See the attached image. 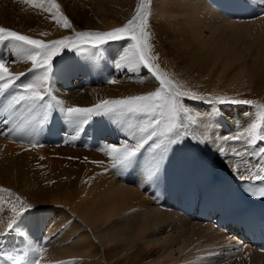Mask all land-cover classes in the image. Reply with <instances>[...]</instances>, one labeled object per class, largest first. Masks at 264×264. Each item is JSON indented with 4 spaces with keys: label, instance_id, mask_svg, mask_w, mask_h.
Segmentation results:
<instances>
[{
    "label": "bare ground",
    "instance_id": "bare-ground-1",
    "mask_svg": "<svg viewBox=\"0 0 264 264\" xmlns=\"http://www.w3.org/2000/svg\"><path fill=\"white\" fill-rule=\"evenodd\" d=\"M92 1L97 10L115 18L106 20L103 30L115 28L119 16L124 14L120 11L123 6L115 9L112 0ZM152 1L158 2L152 6ZM55 2L60 5V12L66 11L64 2ZM49 3L8 1L3 9V0H0V26L44 41L60 39L66 36L68 29L50 19L57 13L56 9L47 11L52 6ZM83 5L87 6L86 2ZM253 6L257 4L250 5L243 0H151L153 12L166 14L160 27L166 31V42L173 50L172 54L162 49L164 43L161 40L158 44L160 40L149 29L152 45L149 55L155 57L152 63L179 90L206 97L203 101L182 97L181 101L193 109L190 115L205 114L196 117L195 125L185 121L188 135L210 139L207 144H197L194 139L181 136L182 142L173 146L161 172L150 181L141 182L148 146L132 165L123 168H114L113 158L107 154L111 146L121 147L126 139L134 143L132 134L135 132L138 137V127L149 117L96 116L81 125L65 120L56 101L49 96L45 103H51L53 109L40 124L43 108L29 112V106L22 104L8 109L9 101L0 97V117L9 121L7 127L0 123V189H8L11 193L0 191V231L7 230L14 216L13 208L19 211L22 205H30L16 231L0 241L1 250L39 246L42 252L35 257L39 264H138V251L167 233L169 237L163 241L169 242L170 247L182 243V248H198L202 252L211 245L230 246L216 248L219 255L215 259L195 257L198 259L189 263L185 262L189 258H183L185 261L180 264H219L225 260H230L227 264H237L233 260L237 256L243 259L241 264H264V253L249 243H241L237 233L227 234L222 227L193 221L181 212L187 187H193L199 196L203 188L211 187V179H217L215 188H223L232 178L246 176L251 179L252 173L264 175L251 172L249 168L243 170L245 167L238 169V166L250 165L249 161L234 162V159L221 157L220 152H213L225 146L220 138L226 133L229 137H240V141L227 143V152L243 148L250 139L246 133L252 123L259 124L258 135H264V108L258 105L264 100V18L247 20L255 10ZM86 10L82 8V13L76 17L82 26H89ZM73 11L74 7L69 6L66 12ZM128 17L123 16L122 22ZM70 36L76 39L75 33ZM129 42L123 39L115 45L107 43L99 54L72 48L61 51L53 60V95L71 107L91 106L102 99L155 90L158 84L154 75L143 65L135 72L117 66L122 64L119 57ZM84 55L95 62H82ZM0 58L9 62L12 72L25 73L18 85L32 81L39 74L29 71L32 62L19 57L8 42L0 43ZM111 80L116 83H110ZM77 83L79 86H75ZM20 90L23 91L22 87ZM217 96L251 100L253 104L215 101L210 104L209 99ZM239 105L246 106L243 108L246 111L240 110ZM63 136L68 137L65 143H71V148L64 149L58 140ZM76 138L84 140L85 148L74 147ZM262 147L264 141L254 145L251 151ZM39 206L52 208L44 210ZM50 213L55 216L56 228L62 225L63 229L58 238L55 235L49 242V234L44 237L43 229ZM232 243H235L234 248Z\"/></svg>",
    "mask_w": 264,
    "mask_h": 264
},
{
    "label": "snow or ice",
    "instance_id": "snow-or-ice-1",
    "mask_svg": "<svg viewBox=\"0 0 264 264\" xmlns=\"http://www.w3.org/2000/svg\"><path fill=\"white\" fill-rule=\"evenodd\" d=\"M31 3V0H27ZM151 0H140V4L135 9V15L128 19L120 27L112 28L108 31L99 30H83L75 32V40L71 36H63L60 39L44 41L36 39L29 35L21 34L15 30L0 26V43L8 42L10 48L16 50V54L25 60L32 62L30 72L39 73L34 79L28 83L18 85V81L25 73H14L10 70L9 62L0 58V97L9 101L8 109H15L19 105H28L29 112L37 108H43V117L39 121L43 124L49 115V110L53 109L51 103H45L47 97L51 96L56 101L58 110L63 114L65 120L77 122L81 125L87 124L96 116H111L123 118L131 115H144L149 117L142 127H138L137 131L140 135L137 137L134 132V143H129L126 139L123 146H111L108 155L113 158V167H128L136 161L138 155L147 147L148 156L143 167L141 182L150 181L158 176L164 163L167 161L169 153L173 146L181 143V136L185 139H194L197 144H207L210 137L203 140L198 137L189 136L185 131L186 122L197 124L198 116L205 115L199 112L196 116L190 115L193 111L182 101V97H187L194 101H203L206 99L204 95H197L194 92L181 91L174 82L161 74L159 69L154 66L152 60L155 57L149 55L152 45L149 43L150 37V13L147 11ZM51 8L47 11L51 12L56 9V15L52 19L65 29L73 28L72 22L67 16L60 12V5L51 0ZM41 7V5H34ZM129 38L132 43L124 49L123 54L119 57L122 64L117 65L129 72H135L139 65H143L154 75V79L158 86L153 91L138 95H129L122 98L102 99L91 106H66L64 100L57 99L53 95L51 88L53 74V60L61 51L72 48L80 52L101 53L102 47L112 41H120ZM76 41H79L77 43ZM116 83L115 80L109 81ZM22 87L23 91L20 90ZM10 90H13L10 92ZM213 101L219 104H253L251 100H228L225 97L217 96L209 99L211 104ZM264 108V105L260 106ZM206 118V117H205ZM7 127L9 121L7 119L0 120ZM260 125L252 123L247 136L250 138L248 143L255 144L257 139L264 141V135H258ZM82 130V129H79ZM78 130V131H79ZM227 143L229 137H221ZM233 140H240L239 136L232 137ZM215 143V140L212 141ZM224 151L223 148L220 149ZM264 156V148L260 149ZM239 156L240 153H234ZM102 163V162H101ZM259 172L264 173V164L257 165ZM239 179L245 183L255 184L260 182L258 195L264 198V175L252 173V178L240 176ZM3 192H9L8 189H0ZM11 194V193H10ZM256 194V193H254ZM17 199H20L17 197ZM30 209V205L25 207L22 205L19 211L12 209L14 216L7 224V230L0 231V241H3L11 232L16 231L19 226V220L23 214ZM50 242V240H49ZM242 247V245H241ZM264 251V249H261ZM42 252L39 246H29L26 248L13 247L7 251L0 250L2 255L10 264H39L35 258Z\"/></svg>",
    "mask_w": 264,
    "mask_h": 264
},
{
    "label": "rangeland",
    "instance_id": "rangeland-1",
    "mask_svg": "<svg viewBox=\"0 0 264 264\" xmlns=\"http://www.w3.org/2000/svg\"><path fill=\"white\" fill-rule=\"evenodd\" d=\"M8 1H11V3H15L16 2V0H3V5H4L3 9H6ZM46 1H48V2H46ZM50 1L51 0H43L44 3H49ZM60 1L65 3L66 11L68 10L69 6L74 7V9H75V11L70 12V13H68L66 11H62V13L65 14V16H67L69 18V20H70V18H72V20H73V21H71L72 25H73V28L71 30L68 29V31H66V33H65L66 36H70L71 34H73L75 32L83 31V30L105 31L103 29L105 27L106 20H110V21L112 20L113 21L115 19V18L111 17L110 13L100 12L99 10H97V5L95 3H93L92 0H60ZM83 1L86 2L87 6L83 5V3H84ZM243 1L244 2H248L250 5L257 4V7L253 6V8L255 10H254V12L253 11L252 12L254 14L252 13V15H250L249 18H247V20L248 19L253 20V19H256V18H258V19L259 18L260 19L264 18V15H260L262 12H264V0H263V4H261V0H243ZM155 2H158V1H154V2L152 1V6L154 5ZM112 3H113L112 5L115 4V6H114L115 9H117L118 7H122L123 6L122 7L123 9H121L120 11H124V14L122 16H119L120 19L123 18V16H126V17L129 16L123 22H122V19L121 20L120 19L117 20V26L116 27H120L124 23H126L128 19H131L132 16L136 14L135 13V9L140 4V0H112ZM49 4H51V2ZM93 4H94V6H93ZM150 5H151V2L149 3L148 9H147V11L150 13V17H149V19H150V27H151L150 29L153 30L155 38L160 40V41H158V44L161 43V40L164 43V47L162 49L168 51L169 53L172 52V54H173L172 47L169 45L168 41L166 42L167 36H166V34H164L166 31H164L160 27L161 20L166 14H165V12H161V11H159L158 14L153 12L152 8H150ZM82 8H86L87 9L86 11H87L88 16H89V20H88L89 21V26L88 25L87 26H82L80 21H79V19H76V17L79 14V12L82 13V11H81ZM76 9L78 10L77 14H76ZM52 10H55V9L53 8ZM74 16H75V19H74ZM50 19H52V18H50ZM127 39H128V41H130L129 43L131 44L132 41L129 38H125V40H127ZM117 42L121 43V40L117 41ZM256 43L254 44V46L257 45ZM108 44L115 45L116 41L109 42ZM158 44L156 43L155 45H158ZM177 54L175 53V55H177ZM90 59H92L90 56H87V58L85 57V55L82 56V61L85 62V63H90V61H92L93 63L95 62V60L93 61V60H90ZM181 66H183V65H181ZM261 101L264 102V100H261ZM263 102L258 104V105H264ZM244 107H246V106H244V105H239L238 106V108L240 110H243L245 112L246 109H243ZM227 127H229L228 128L229 131H233V130H230V129H232L231 126H227ZM229 135L230 134L226 133L224 135V137H226V136L229 137ZM231 138L232 137H229L227 143L234 142V141L237 142V140H233ZM58 140L61 142L62 145H64V147H65L64 149H68L69 147L70 148L72 147V145H70L71 143L70 144L69 143L68 144L65 143V141L68 140V137L63 136L62 140L60 138ZM238 141H240V140H238ZM260 141L261 140L257 139L255 144L249 143V145L251 147L248 145V142H246V143H244L243 148L237 149L235 152H227L226 151L227 143H225V146L222 147L224 149L223 152H221L220 149L218 151L216 150V151H213V152H220L221 157H225L226 160L227 159H234V162H235V161H238L240 159H244V161H249L251 163L250 165L241 166V167L238 166V169H241L242 167H245V169H243V170H248L247 168H249L251 172H259V169H258L257 165L258 164H264V156H262L261 152H259L260 150L257 151V150H253L252 149V151H251V148H253L254 145H257V143H259ZM188 143H190V141ZM62 145H60V146H62ZM76 145H77V147H76L77 149L81 148L80 145H79V142H76ZM193 147L198 152L203 153L201 151V148L196 146V144H193ZM262 148H264V147H262ZM247 151L249 153H247ZM254 151H255V153H254ZM237 152L240 153L239 156L234 155V153H237ZM250 152L252 154L254 153V155H252ZM248 155H250V156H248ZM246 156H248V157L246 158ZM248 158H250V160ZM231 162L234 163L233 161H231ZM253 162L255 164H253ZM256 163H258V164H256ZM219 168L221 170H223L221 168V166H219ZM39 207L43 208L44 210L52 208L51 206H47V207L39 206ZM48 215H53L54 216L53 213H50ZM48 215L46 216L45 224L48 221L49 225L47 226L48 229H46L44 227V229H43L44 230V234L43 235L45 237L46 235L49 234L48 240L50 238H52V237L55 238V235H57L56 237L58 238L61 235V234L59 235V233L63 229V227H62V225H60L59 227L56 228V226L54 225L55 216L54 217L52 216L51 218H48ZM58 230H60V231H58ZM45 233H47V234H45ZM168 237H169V234L164 233V234H162V235L157 237V241H152L151 244H149L148 246L144 247L143 249H140L138 251V264H180L181 261L182 262L185 261V260H183V258H186V259L189 258L185 262H189L190 263V262H195L194 259H198V258H195V257H199V258L205 257V258H209V259H215V257L217 255H219V251H216V248H218V249L230 248V246H228V244H225V247L218 244V245H214V246L211 245L210 247H205L204 248L205 250H203L201 252V251H198V248H193V249L182 248L181 247L182 243H175V244H173V246L170 247L169 246L170 245L169 242L163 241L164 239H166ZM73 239H76V236L73 235ZM54 241H52V242H54ZM226 243H228V242H226ZM241 243H239L240 246L242 245ZM231 246H233L232 248H234L235 243H232ZM243 250H244V247H243L242 251ZM187 253L190 254V255H185ZM233 260L236 261L237 264H241V263L244 262L243 259L240 260L239 256H237L236 258L234 257ZM229 261L230 260L221 261L219 264H227V263H229Z\"/></svg>",
    "mask_w": 264,
    "mask_h": 264
}]
</instances>
